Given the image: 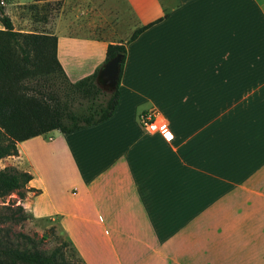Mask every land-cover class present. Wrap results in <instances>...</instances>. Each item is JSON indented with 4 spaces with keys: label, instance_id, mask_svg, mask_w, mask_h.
Returning a JSON list of instances; mask_svg holds the SVG:
<instances>
[{
    "label": "crops",
    "instance_id": "crops-1",
    "mask_svg": "<svg viewBox=\"0 0 264 264\" xmlns=\"http://www.w3.org/2000/svg\"><path fill=\"white\" fill-rule=\"evenodd\" d=\"M61 1L43 32L70 79L126 55L111 116L4 157L31 218L83 264H264V0Z\"/></svg>",
    "mask_w": 264,
    "mask_h": 264
},
{
    "label": "trees",
    "instance_id": "trees-1",
    "mask_svg": "<svg viewBox=\"0 0 264 264\" xmlns=\"http://www.w3.org/2000/svg\"><path fill=\"white\" fill-rule=\"evenodd\" d=\"M61 1V0H56ZM0 158L16 154V143L28 137L58 128L63 132L102 121L112 115L119 98V79L126 55L123 42L108 43L105 61L119 55L118 79L105 100L96 82L98 69L72 81L66 75L58 56V38L54 34L16 30L10 16L0 5ZM144 28L132 33L133 39ZM45 85L51 87L46 92ZM76 96L88 99L85 106L74 107ZM32 175L13 165L0 168V198L21 190ZM28 189V188H27ZM8 207V206H7ZM21 211L22 206L17 205ZM5 218H12L5 215ZM29 218L26 214L16 219ZM20 238L32 243L12 244L0 236V264H83L82 260L66 257L63 246L50 252L38 249L24 233Z\"/></svg>",
    "mask_w": 264,
    "mask_h": 264
},
{
    "label": "rangeland",
    "instance_id": "rangeland-1",
    "mask_svg": "<svg viewBox=\"0 0 264 264\" xmlns=\"http://www.w3.org/2000/svg\"><path fill=\"white\" fill-rule=\"evenodd\" d=\"M61 3L62 1L56 0H28L27 2L21 0H3V2H1L0 0V5L11 17L13 26L16 30L38 32H43V30L48 28V23L56 11L54 8H59ZM0 26L3 27L1 22ZM108 61H104L96 77V82L102 91L100 94L101 100H105L114 88V84H112L113 80L115 81L114 76H111L112 79L111 82H109V74L108 72L105 73L104 70ZM45 88L47 90L46 92L51 89L48 85H45ZM73 103L74 107H83L87 105L89 101L86 98L76 96ZM11 162L9 158H0V168L6 165H13L21 169ZM21 190L24 192L25 196L27 187H23ZM24 196L20 197L17 192H12L0 198V236L3 237V239L8 237L14 245L25 246V244L29 245L32 242L29 239L20 238L19 233L27 234L33 240V244L46 253L50 252L56 246H63L65 243L66 245H64L63 249L66 257L71 260H78L79 256L54 225L41 226L42 224L40 225L31 218L25 206L22 204L21 199H23ZM17 205L22 206L21 211L17 210ZM21 214H26L29 218L17 220L16 218ZM5 215H11L12 218H5Z\"/></svg>",
    "mask_w": 264,
    "mask_h": 264
},
{
    "label": "built area",
    "instance_id": "built-area-1",
    "mask_svg": "<svg viewBox=\"0 0 264 264\" xmlns=\"http://www.w3.org/2000/svg\"><path fill=\"white\" fill-rule=\"evenodd\" d=\"M1 2H3V0H1ZM139 122L146 132H158L169 139L172 137L167 121L159 115L156 109L142 111L139 114Z\"/></svg>",
    "mask_w": 264,
    "mask_h": 264
},
{
    "label": "water",
    "instance_id": "water-1",
    "mask_svg": "<svg viewBox=\"0 0 264 264\" xmlns=\"http://www.w3.org/2000/svg\"><path fill=\"white\" fill-rule=\"evenodd\" d=\"M105 73L108 72L109 74V82H111V79H112V75L114 76V79L115 81L113 80L112 84H116L117 82V79H118V73H119V55L114 57V58H111L108 63L106 64L105 66Z\"/></svg>",
    "mask_w": 264,
    "mask_h": 264
}]
</instances>
